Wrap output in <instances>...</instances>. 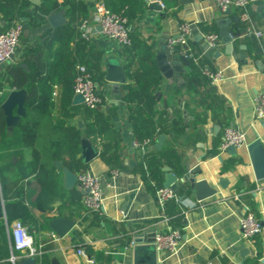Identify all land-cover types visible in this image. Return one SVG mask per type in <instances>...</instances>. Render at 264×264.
<instances>
[{"label":"crops","instance_id":"0c3cea01","mask_svg":"<svg viewBox=\"0 0 264 264\" xmlns=\"http://www.w3.org/2000/svg\"><path fill=\"white\" fill-rule=\"evenodd\" d=\"M156 1L163 8L160 12L150 7V0H143L138 7L139 11L129 26L132 48L118 46L92 24L91 42L86 45V61L100 74L96 83L103 104L97 111L112 123L119 142V146L107 155H102L101 147L94 144L99 156L87 164V169L101 178L105 210L100 214L88 213L82 204L83 192L78 186L71 191L65 190L61 174L67 198L53 202L50 212H33L37 224L31 234L36 247L42 251V256L35 258L36 264H52L53 260L58 264H133L134 237L147 230H153L151 239L162 231L179 230L182 233L177 254L158 253L160 264H264V180H256L247 150L257 138L264 144V119L255 121L253 113L254 97L264 91V40L259 43L250 38H240L241 24L232 21L228 30L234 38V52L228 55L218 23L238 18L236 12L228 15L221 12L214 0H195L188 5H180L178 0ZM86 3L88 18L93 22L96 0H86ZM35 5L32 1L27 12L32 13ZM251 14L257 26L264 28V0L252 6ZM18 19L24 23V33L16 62L0 64V77L3 78L10 64L22 63L25 52L35 46L37 38L53 29L49 22L36 28L28 18ZM14 20L6 22L0 15V30L9 27ZM184 22L192 26L194 36L191 45L194 50L206 52L199 62L188 59L186 64L178 51L162 54L164 50H170L168 39L178 34V26ZM211 27L216 31L210 32ZM208 33L220 36L221 47L218 50H205L204 36ZM72 46H75L74 42ZM57 47L59 44H55L53 49ZM165 58L169 62H180L181 71L174 72L173 83L160 67L159 62ZM110 61L120 64L127 77V83L117 91L106 81ZM205 67L222 72L223 78L211 84L202 72ZM131 76L139 79L140 84L151 83V90L159 96L154 109L159 135L144 150L133 146L131 112L135 105L124 99L128 88L139 86ZM54 92L56 96H53ZM60 92V88L54 86L52 120H62L66 126L84 131L93 121L81 113L85 105L73 104L74 95L72 106L76 108L69 110L68 117L64 116ZM229 126L246 132V145L238 149L237 155L221 152L219 148L223 132ZM162 135L166 140L162 150L157 151L154 145ZM83 138L88 139L82 134L81 140ZM25 159L30 160L28 151H25ZM149 159H158L152 168L155 178L151 174L153 170L148 167ZM15 160L17 163L18 158ZM226 166L230 167L227 169ZM164 167H170L178 177L184 175L187 167H201L204 173L198 175L197 180H208L218 189V194L198 202L190 191L176 183L173 187L179 191L180 200L170 202L164 210L156 199L157 189L166 181ZM80 171L74 173L77 175ZM222 179L229 181L228 187L220 185ZM26 181L32 183L34 176ZM34 188L32 184L30 190ZM131 196H134L132 204L124 211ZM183 207L184 213L181 211ZM247 207L262 225V232L254 242H246L241 236L240 221ZM174 209L180 212L174 213ZM44 214L52 218L72 219L76 225L67 236L60 238L50 229V223L48 227H42ZM12 223L7 226L6 218L0 220V246L1 227L5 225V237L11 252L9 259H2L0 255V264H18L21 260L12 261L13 256L21 257L13 251ZM243 247L250 250L244 259L238 251ZM81 250L86 256L79 254Z\"/></svg>","mask_w":264,"mask_h":264},{"label":"trees","instance_id":"16d2710c","mask_svg":"<svg viewBox=\"0 0 264 264\" xmlns=\"http://www.w3.org/2000/svg\"><path fill=\"white\" fill-rule=\"evenodd\" d=\"M104 3L113 13L125 10L130 24L143 0H104ZM30 5L31 0H0V15L6 22L28 18L36 28L45 25L49 16L56 11L64 10L68 18L66 26L42 34L37 38L35 46L25 52L22 63L27 65L28 70L22 68L21 63H12L6 68L2 80L8 87L26 90L28 93L26 117L12 133L7 130L6 116L1 109L10 92L4 93L0 98V188L5 200L7 223L20 220L29 226L31 233L37 224L33 212H50L53 202L68 196L62 187V173L56 171L55 161H63L73 172L87 169L88 165L79 159L82 134L101 147L102 155L116 149L119 142L115 138L112 123L97 110H90L86 106L81 113L91 117L93 121L82 132L66 126L62 120H52L54 86L61 90L63 115L68 117L69 110L76 108L72 106V99L78 64L88 67L95 82L100 77L99 72L86 61L87 43L83 40L76 41L80 21L88 18L86 0H42L40 5H35L32 13L27 12ZM209 30L216 31L214 27ZM55 44H59V47L53 49ZM256 50L260 51L257 47ZM131 79L139 83L137 87L128 88L124 95L128 104L135 105L131 112L133 138L138 142L146 139L154 142L159 135L154 110L159 96L151 90V83L140 84L135 76H131ZM25 151L30 155L28 161L25 159ZM15 158H18L16 164ZM156 161L149 159V169L154 168ZM229 167L226 166L227 169ZM152 170L151 174L155 178V171ZM158 173L162 174L160 170ZM30 176H34L32 183L26 181ZM32 184L35 188L31 191ZM173 212L180 211L174 209ZM41 218L42 227H48L53 219L45 214ZM1 232L0 255L2 259H9L11 252L5 237V225H2Z\"/></svg>","mask_w":264,"mask_h":264},{"label":"built area","instance_id":"2783aa9c","mask_svg":"<svg viewBox=\"0 0 264 264\" xmlns=\"http://www.w3.org/2000/svg\"><path fill=\"white\" fill-rule=\"evenodd\" d=\"M259 0H214L221 12H236L241 24L240 38H250L259 43L264 40V28L257 26L254 21L251 8ZM92 24L100 27L103 34L118 46L129 49L133 46V39L130 31L129 19L125 10L121 13L111 12L105 5L104 0H96L95 17L93 22L87 18L80 21L78 26L79 36L76 41L83 40L86 43L91 42ZM93 25V26H94ZM24 33V23L20 19H15L9 27L0 30V64L13 61L16 62V55L20 46L21 38ZM192 26L189 23H180L178 34L168 39L167 46L172 51H178L182 57L199 62L206 52L198 53L194 50L191 42L193 40ZM208 50L215 51L221 47L220 36L216 33H208L204 36ZM14 57V60H12ZM204 76L216 84L222 78V72L214 71L209 67L203 69ZM0 77V98L6 92L14 89L2 82ZM74 95H81L84 98V105L90 110H98L103 104V97L98 90V85L93 79V75L84 64H78L76 67V76L74 79ZM56 96V92L53 93ZM253 113L255 121L264 119V91L258 93L253 100ZM246 132L238 127L229 126L225 128L220 151L226 152L230 147L237 150L246 145ZM151 139L143 142L133 141V146L144 150L151 146ZM117 175V172H114ZM77 186L83 192L82 204L85 210L91 214H100L105 210L104 188L100 176L94 174L90 169H83L78 174ZM156 199L162 209L165 210L170 202H179V191L175 187L158 188ZM186 206V205H185ZM187 207V206H186ZM184 213L185 208H181ZM7 226L8 223H7ZM242 239L246 242H254L262 232V225L256 215L247 207L246 214L240 221ZM13 251L21 254V257H12V261L24 258H37L42 256V251L36 247L34 237L29 228L20 220L12 223L10 229ZM182 242V233L179 230L162 231L157 233L154 245L158 253H164L169 256L177 254ZM79 254L86 256L85 251H79Z\"/></svg>","mask_w":264,"mask_h":264},{"label":"water","instance_id":"95a60500","mask_svg":"<svg viewBox=\"0 0 264 264\" xmlns=\"http://www.w3.org/2000/svg\"><path fill=\"white\" fill-rule=\"evenodd\" d=\"M35 4L40 5L41 0H32ZM151 1V8L154 11H162L163 8L156 0ZM195 0H178L180 5L193 4ZM228 10L225 14H230ZM232 21H239L235 19H225L218 23L220 28V36L223 43L226 45L227 54L231 55L234 52L233 41L234 38L228 30V25ZM48 22L53 29H59L68 24L66 12L64 10L53 12ZM98 30H102L100 27ZM205 50H208V46H204ZM168 52H175L170 50H164L162 54H168ZM167 56V55H166ZM158 58V60H160ZM14 60V57H12ZM186 64L189 62L187 58H182ZM162 72L170 83H173L174 72H179L180 62L173 60L169 62L166 58L159 62ZM21 67L28 70L25 63H21ZM106 81L111 83L114 90H119L121 85L127 83V77L124 68L116 63L110 61L108 63V70L106 75ZM28 93L26 90H13L10 91L8 96L5 98L1 105V109L6 116L7 130L12 133L14 129L20 124L23 118L26 117V101ZM73 104H84V98L81 95H75ZM166 136H160L158 142L154 145V149L161 151L165 143ZM248 155L254 171V175L257 181L264 180V144L260 138H257L251 143L248 148ZM227 152L230 155H237L238 150L235 147H230ZM99 156V151L96 146L88 139L83 138L81 140V160L83 164H90ZM16 163V160H14ZM55 168L63 175V187L67 191L73 190L77 186L78 177L69 168L65 167L62 161H55ZM163 172L166 173V181L163 185L164 188H169L178 183L184 189L190 191L198 202H204L218 194V189L212 186L208 180L202 179L197 180L198 175H202L203 169L201 167H187L186 172L183 176L178 177L172 172L170 167H164ZM220 185L223 188L228 187L229 181L226 179L220 180ZM134 196H131L127 204L125 205L124 211H127L128 207L132 204ZM127 213V212H126ZM6 218L5 213V201L0 190V220ZM76 222L72 219L65 217H56L50 221V229L57 234L60 238L67 236L75 227ZM153 230H147L146 233L136 234L133 241V264H160L158 262V252L154 245V239H151V233ZM238 251L241 252V257L244 259L250 254V250L246 247L240 248ZM18 264H36L35 258H24L18 261ZM52 264H58L56 260H53Z\"/></svg>","mask_w":264,"mask_h":264}]
</instances>
